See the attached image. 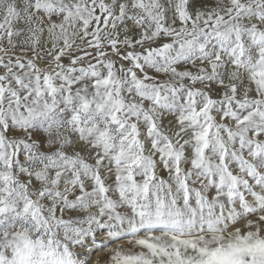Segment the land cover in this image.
Returning a JSON list of instances; mask_svg holds the SVG:
<instances>
[{
  "label": "snow or ice",
  "instance_id": "1",
  "mask_svg": "<svg viewBox=\"0 0 264 264\" xmlns=\"http://www.w3.org/2000/svg\"><path fill=\"white\" fill-rule=\"evenodd\" d=\"M0 264H264V0H0Z\"/></svg>",
  "mask_w": 264,
  "mask_h": 264
}]
</instances>
